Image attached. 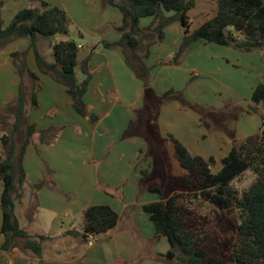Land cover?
<instances>
[{"label": "trees", "instance_id": "16d2710c", "mask_svg": "<svg viewBox=\"0 0 264 264\" xmlns=\"http://www.w3.org/2000/svg\"><path fill=\"white\" fill-rule=\"evenodd\" d=\"M211 1L217 5V15L192 31L189 11L195 6L194 0H103L104 5L120 10L123 24L116 28L120 35L119 40H104L102 46L107 50L119 51L128 67L143 83L145 105L139 114L147 116L151 106L156 105L160 110L166 104L177 102L182 109L195 110L201 114L203 124L209 122V116H214L208 108L186 101L182 92L169 90L158 96L153 90L152 68L147 66L146 60L150 56V48L165 39L164 30L175 22L181 23L184 38L171 64H181L200 43L232 47L245 53L264 49V0ZM143 19H152L146 29L141 28ZM70 29L71 19L66 10L46 1L42 2V9H22L7 27H4L0 7V51L15 39H31L41 72L65 85L76 112L87 117L89 111L84 97L88 92L92 74L88 70V61H85V80L80 83L76 77L78 44L74 40L55 43L52 47L54 62H48L37 48L39 40L57 35L68 36ZM144 41L149 43L145 45ZM26 57L27 52L13 54L16 72L22 79L27 74L35 82L37 75L30 72ZM24 90L21 84L20 94L12 102L16 103L11 111L15 115L13 130L10 134L4 133L1 139L3 152L0 155V181L4 190L0 205V234L5 238L1 250L12 253L16 248L15 240L25 239V250L42 258L43 242L46 238L37 236L35 240L32 239L31 235L20 228L16 216V201L18 197H22L21 193L27 181L24 157L36 133L35 125L28 119ZM32 103L33 106H38L35 87ZM9 105L0 108V115ZM259 105H264V79L254 90L249 108L257 113ZM262 119L263 127L260 132L244 141H235L229 155L222 160L221 169L216 173L212 170L214 158L208 161L201 156H195L174 135L156 139L146 123L141 128L136 121L130 122L124 138L136 135L144 137L148 142V156L154 160L155 168L162 165V181L154 178L155 169L151 174L143 171L140 188L147 189L159 198V201L145 205L144 211L155 226L156 237H165L169 242L170 250L163 256L167 261H176L179 264H264V115ZM212 127L210 130H213ZM21 133H25V138L20 143L17 139H21ZM50 133L51 131L41 132L42 144L52 143L47 139ZM168 144H173L175 158L187 172L180 179L183 189L174 194L168 189L176 181L168 176ZM248 171L254 175L253 184L239 192L234 182ZM51 174L53 172L47 169L46 178L32 188L34 201L31 209L34 211L39 207L36 192L45 187L57 189L55 183L47 179ZM198 199L214 206L216 218L222 217L226 220L234 233L230 236L222 235L218 230V223L211 224L197 208L192 207V203ZM84 219L82 236L86 241L90 236L113 230L118 225L119 215L110 206L99 205L89 207L84 213Z\"/></svg>", "mask_w": 264, "mask_h": 264}, {"label": "crops", "instance_id": "0c3cea01", "mask_svg": "<svg viewBox=\"0 0 264 264\" xmlns=\"http://www.w3.org/2000/svg\"><path fill=\"white\" fill-rule=\"evenodd\" d=\"M113 9L120 14L106 9L108 16L104 23L108 25V32L112 33L94 39L91 52L87 51V55L82 57V63L88 61V70L92 74L88 92L84 97L89 111L87 117L75 111L73 99L63 85L40 71L31 39H15L0 51V108L16 101L21 84L24 87L31 79L27 74L23 79L17 74L14 53L27 52L28 68L37 75L35 84L40 86V92H37L39 105L29 110V122L35 125L36 133L24 157L27 181L20 200V208L25 216L23 223L17 213L19 202H16V216L20 227L22 228L24 223L29 224L33 227L35 235L46 238L43 242V257H36L37 264H179L163 257L170 250L169 242L165 237H156L155 226L144 211L145 205L159 201L158 196L150 197L152 193L140 188L143 171L151 174L155 169L154 178L162 181V165L155 168L154 160L148 156V142L144 137L136 135L124 138L130 122L136 121L138 112L144 108L145 89L126 64L122 54L116 50H106L101 45L104 40L115 42L120 38L116 28L122 26L123 15L119 9ZM3 21L4 27L11 22L8 23L4 18ZM151 22L152 19H143L141 28L146 29ZM164 31L165 39L150 48V56L146 60L147 66L152 68V87L158 96L169 90L185 91L184 86L192 84L191 76H186L188 61L195 57V60L203 59L207 65L204 53L197 51L200 47L215 45L200 43L181 64H171L182 44L184 30L179 22H175ZM172 36L173 42L168 45ZM74 38L70 30L68 36L54 37V43L39 40L37 48L41 51L40 46L42 48L46 45L53 51L55 43ZM86 58L88 60H85ZM79 63L81 59L78 56L77 66ZM260 72L262 77L255 79L253 83L241 82L236 88L246 101L244 104H248L247 108L242 107L246 110L243 115L248 117L264 115L263 105L257 106V113L248 110L254 90L264 79L263 67ZM76 77L80 83L85 80L83 77V80H80L77 73ZM181 80L183 83L179 82ZM200 88L205 90L202 85ZM186 94L189 98L190 95ZM189 111L192 110H183L177 102L164 105L160 112L158 111L157 118L160 137L164 139L166 135L172 134L193 155L208 160V155H203L200 150L193 148L199 141L193 124L200 121V118L198 120V117ZM92 114L96 117L95 120L91 119ZM44 131H51L47 139L52 143L42 144L41 132ZM4 133L0 126V155L3 152L1 139ZM232 137L239 142L248 138L239 136V133L238 137L237 134H230V137H227L228 153L234 145ZM167 152L170 161L168 176L172 179H176L174 176H181V179L187 172L175 158L173 144L167 145ZM47 169L53 172L50 179L57 189L45 188L37 194L39 207L31 216L29 211L34 201L32 187L46 178ZM75 186L81 189L76 192L73 189ZM72 194L74 195L71 196ZM99 205L110 206L118 213V225L105 234L90 236L85 241L82 236L84 213L89 207ZM27 215L29 216L26 217ZM1 225L0 208V228ZM1 236L0 234V251L8 254L1 250L5 241L4 236ZM13 259L15 264H25L26 261L24 257L16 255H13Z\"/></svg>", "mask_w": 264, "mask_h": 264}, {"label": "rangeland", "instance_id": "374dc122", "mask_svg": "<svg viewBox=\"0 0 264 264\" xmlns=\"http://www.w3.org/2000/svg\"><path fill=\"white\" fill-rule=\"evenodd\" d=\"M43 1H46L53 6L60 7L66 10V12L68 13L71 19V34L73 33L75 37L74 41H76L77 44H81L79 46V57L81 59V63H79V65L76 67V73L80 80L85 79L86 75L84 73V67L82 63V61L84 60L82 57L84 55H87V51L91 52L94 39H100L101 37L112 33V31L108 32V25L104 24L108 16L106 9L118 13L119 11L113 9L114 7L110 5L105 4V6L103 4V0H0L2 18H4L9 23L15 17V15L22 9H42ZM194 3L195 6L189 11L192 31L196 30L201 24L213 19L217 15L218 11L216 3L211 0H194ZM179 25H181V23H179ZM174 35L176 36V34ZM173 36L172 38H170V42L167 43L168 45L172 44L174 39ZM53 39L54 38L42 40L54 43ZM148 43L149 41L144 44L147 45ZM45 47L47 48L46 45H43L42 48L40 46L42 55L48 62H54L53 51L48 48L45 49ZM198 52L204 53V58L207 60L208 64L206 65L203 59H196L197 61L195 60V57L190 59L188 61L189 64L186 67V69L188 70V73L186 72V76H191L190 78H192V84L189 83L187 86H184L185 91L179 90L177 92H182L185 100L192 104H198L206 108L209 107L211 109H208L211 111L212 109L215 110L212 111L214 116H209L207 118L209 122L204 124L202 122L201 114H199L195 110L189 112H191V114H195L198 117V120L200 118V121H197L193 124L196 127V133L199 137V141L193 148L200 150L203 155H208V161L211 158L215 159V163L213 165L212 170L214 173H216L222 167V160L229 155V153L227 152V137H230V134H235V136L237 134L238 137L239 133V136L241 135V137H249L258 133L263 127L262 116L258 115L255 118L243 115L244 111L246 110L242 107L247 108L248 104H244L246 103V101L242 99L236 88L241 82L245 84H250L253 83L255 79H259V77H262L260 71L262 67L264 68V49L252 53H245L233 49L232 47L230 48L219 45H209L207 47H200L197 53ZM85 60H88V58H86ZM195 75L198 77H196ZM56 82L60 85H63L58 81ZM179 82L183 83L182 80ZM201 85L203 88H205V90L200 88ZM63 86L65 87V85ZM24 87V91L26 93L25 102L27 105L28 119L30 120L29 110L30 108H35L32 103V94L34 91V87L35 90L37 89V92H40V86L36 85L34 80L29 79L28 85L26 84ZM186 93L190 95L189 98L186 97ZM244 95L246 97L245 93ZM9 104V108L6 111L2 112L0 115L1 129L8 134H10L13 130L15 115L11 113V111L15 108L16 103L13 104L11 102ZM248 110L250 111V108ZM158 111L160 112L156 105L151 106L149 114L147 116L138 113L136 122L139 126H141V128H143L145 122L148 126V129L156 137V139H162L160 137V132L158 129ZM209 124L213 126L212 129L214 131L210 130L211 126ZM23 135H25V133H21V139L19 137V139H17V141H20V143L25 138V136ZM233 137L231 139L234 143L235 138L233 139ZM20 147L21 146H19V148ZM174 177L176 178V181L168 187L169 192L172 193L176 191H181L183 189V183H181L180 181L181 176ZM50 178V176L47 177V179L51 180ZM253 181L254 175L253 173L248 171L234 182V186L239 192H242L243 190L249 188L250 185L253 184ZM73 189L77 192L81 188H79V186H75ZM2 190L3 185L0 182V196L2 195ZM53 190L55 189L53 188ZM40 191L36 192V195ZM21 194H23V191ZM74 194H72L71 196H73ZM151 196L155 195L150 194V197ZM20 200L21 197H18L16 201L19 202L17 213L20 222L23 223V217L25 216L22 212V208H20ZM192 204V207L197 208V210L201 214H203V216H205L208 220L211 221V224H213V222L214 225L218 223V225L220 226L218 230L222 235L230 236L232 233H234L232 226L229 225L226 220H223L222 217L219 219L216 218V208L212 206L209 202L198 199L195 200ZM29 214L33 216L34 209H31L29 211ZM28 216L29 215H27L26 217ZM22 226L23 227L20 228L25 230L29 235L32 236V239L35 240L37 235L33 233V227H30L29 224L25 223ZM165 240L167 241L166 238ZM24 242L25 239H16L14 242L16 248L15 250H13L12 253L4 254L0 251V264H9L11 258L12 260H14L13 255H16L17 257H24V260H26L24 262L25 264H37V256L31 251L25 250ZM136 249L137 248H135L134 252H136ZM14 262L15 261H13V263Z\"/></svg>", "mask_w": 264, "mask_h": 264}, {"label": "water", "instance_id": "95a60500", "mask_svg": "<svg viewBox=\"0 0 264 264\" xmlns=\"http://www.w3.org/2000/svg\"><path fill=\"white\" fill-rule=\"evenodd\" d=\"M91 119L95 120L96 117L94 115H91ZM9 264H14L12 258L10 259Z\"/></svg>", "mask_w": 264, "mask_h": 264}]
</instances>
